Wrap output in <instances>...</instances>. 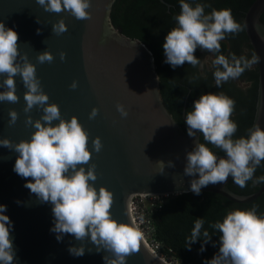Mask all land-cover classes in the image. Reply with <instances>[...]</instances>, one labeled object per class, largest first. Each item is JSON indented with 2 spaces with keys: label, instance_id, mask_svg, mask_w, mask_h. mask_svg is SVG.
<instances>
[{
  "label": "water",
  "instance_id": "obj_1",
  "mask_svg": "<svg viewBox=\"0 0 264 264\" xmlns=\"http://www.w3.org/2000/svg\"><path fill=\"white\" fill-rule=\"evenodd\" d=\"M116 0H91L90 17L77 19L68 11L50 12L37 0H0V22L18 33L15 64L23 68L32 64L42 92L49 97L45 105H34L25 111L28 92L22 76L13 77L16 102L0 101V204L12 222L10 237L16 251L13 264H109L115 259L104 245L91 241L90 236L77 240L72 234L51 231L55 224L50 202H41L24 185L31 180L14 172L18 157L15 145L30 141L36 131L34 124L43 121L44 107L57 104L61 118L77 117L89 134L92 151L86 170L94 165L97 191L104 187L113 193L110 213L118 223L133 226L129 200L134 194L179 195L190 193L196 175L185 174L187 154L193 151L201 133L188 135L175 121L163 103L159 77L150 48L137 39L125 36L113 26L111 12ZM161 3L170 7L165 0ZM264 0H255L245 13L244 27L255 55L258 72V97L253 125L264 128ZM60 20L67 30L53 31ZM49 52L54 59L40 63L38 57ZM61 53L66 56L62 60ZM0 74V92L8 91ZM77 87H71L73 82ZM122 104L126 117L117 110ZM93 108L95 118H89ZM17 119L11 122L10 113ZM29 120L31 123H29ZM52 122V126L59 123ZM99 137L102 149L95 152L92 140ZM225 157V155H217ZM263 162V161H262ZM163 164L161 169L160 165ZM79 167V166H78ZM231 176L222 184H209L201 192L219 194L237 205H247L264 194V185L249 195L230 189ZM136 231V229L134 228ZM138 251L131 253L126 264H165L145 247L140 239ZM83 247L82 256H74L69 248Z\"/></svg>",
  "mask_w": 264,
  "mask_h": 264
},
{
  "label": "clouds",
  "instance_id": "obj_2",
  "mask_svg": "<svg viewBox=\"0 0 264 264\" xmlns=\"http://www.w3.org/2000/svg\"><path fill=\"white\" fill-rule=\"evenodd\" d=\"M180 13L174 17L177 26L165 37L163 50L165 63L173 69L188 62L192 66L200 64L194 55L197 47L209 52L219 53L221 41L226 34L238 33L241 25L234 20L230 9H212L208 14L200 3L192 6L186 0H179ZM45 6L46 11H68L77 19H87L91 0H37ZM67 30L66 24L60 20L54 25L53 31L61 34ZM18 33L13 28H6L0 22V74L7 73L4 81L8 91L0 92V101L16 102L15 82L13 77L19 74L28 88L25 95L29 111L34 105H45L49 97L45 95L36 78V69L32 64H26L22 69L15 64L17 57ZM66 54L61 53L63 60ZM53 55L45 52L38 57L40 63L51 62ZM259 62V57L253 55L249 60L244 57L231 59L217 55L212 61L215 68L213 76L215 84L220 87L229 79H236L241 74ZM159 80V77H157ZM71 87L75 89L77 82ZM235 101L224 93L204 94L195 100L191 111L185 117L188 135L194 136L198 131L204 141L225 153L218 157L206 143L198 142L193 151L187 154L185 174L196 175L191 181L190 190L200 195L203 187L209 184H222L231 176L233 182L241 188L253 180L256 168L264 161V128L259 124L248 130L245 137L233 138L237 131V123L231 119ZM43 121H36L30 141L15 145L19 154L14 172L22 178H29L24 185L35 194L41 202H50L55 217L51 231L61 234H72L77 240L90 236L92 242L102 244L112 252L115 259L109 264H126L127 257L138 251L140 233L132 226L118 223L112 218L110 208L113 205V193L104 187L98 191L90 181H96L95 166L87 168L92 151L89 149V134L73 116L70 120L61 118L57 104L44 107ZM117 110L126 117L128 112L122 104ZM98 109L93 108L90 119L95 118ZM11 122L15 123L17 114L10 113ZM60 122L52 126V122ZM29 123L31 121L29 120ZM0 145L11 146L7 139L0 140ZM92 147L99 152L103 145L99 137L92 140ZM79 166V167H78ZM161 169L163 164L160 165ZM256 183L264 182V176L256 178ZM6 205L0 204V264H13L16 251L10 237L12 222L6 212ZM203 219H196L190 236L186 240L188 250L201 235ZM220 233L219 252L205 264H264V215H258L255 208L236 209L229 211L222 222L210 225ZM205 242L209 232L203 231ZM205 249L203 245L200 252ZM74 256L84 255V248H69Z\"/></svg>",
  "mask_w": 264,
  "mask_h": 264
},
{
  "label": "trees",
  "instance_id": "obj_3",
  "mask_svg": "<svg viewBox=\"0 0 264 264\" xmlns=\"http://www.w3.org/2000/svg\"><path fill=\"white\" fill-rule=\"evenodd\" d=\"M170 4L167 7L159 0H116L112 12L111 21L115 28L120 29L122 33L131 38L145 43L153 53L157 73L160 78V92L166 108L169 110L176 122L187 131V126L183 120L184 105L187 96V109L191 111L195 100L204 94L224 93L235 101V108L231 119L237 123V131L234 139L245 137L248 130L252 128L258 97V72L257 64L252 65L250 69L245 70L237 79L248 84L247 88L242 89L235 84L234 79H229L220 87L215 84L213 71L201 73L199 64L192 67V70L178 71L173 69L170 64L165 63L163 43L170 30L177 26L174 17L181 11L179 0H165ZM199 1V0H198ZM255 0H222L216 4L214 9H230L232 16L237 21L242 30L232 34L238 38V43L244 39L249 42L245 32L244 17L245 13ZM194 5L197 0H186ZM212 11V10H211ZM210 11V12H211ZM209 12V13H210ZM264 22V14L262 16ZM241 35L243 38H241ZM239 47V46H238ZM249 47L253 57L254 52L249 42ZM229 52L226 41H221L219 53L212 52L216 58L217 55L226 56ZM237 58L243 57L240 49L233 53ZM248 59L250 60V58ZM200 61V58H198ZM201 143L204 141L201 134ZM207 146L216 155H225V153L211 144ZM264 176V161L256 168L253 180H249L243 188L233 182L230 183V189L239 195H249L259 190L264 182H254L256 178ZM264 203V194L250 206ZM249 206V205H248ZM248 206L237 205L225 197L201 192L195 195L193 192L173 195L166 198L159 206L155 215V221L158 231V237L167 248L173 250V254L187 264H205L210 261L219 252L220 233L210 227L211 224L223 220L229 211L234 207L238 209ZM196 219H203L204 225L201 235L197 241L191 244V250H188L186 240L190 236ZM209 232V239L205 242L203 231ZM203 245L204 251L200 252Z\"/></svg>",
  "mask_w": 264,
  "mask_h": 264
},
{
  "label": "built area",
  "instance_id": "obj_4",
  "mask_svg": "<svg viewBox=\"0 0 264 264\" xmlns=\"http://www.w3.org/2000/svg\"><path fill=\"white\" fill-rule=\"evenodd\" d=\"M173 195L134 194L129 200V214L131 222L145 247L156 258L165 264H187L173 254L171 248L160 241L155 221V215L160 204Z\"/></svg>",
  "mask_w": 264,
  "mask_h": 264
},
{
  "label": "rangeland",
  "instance_id": "obj_5",
  "mask_svg": "<svg viewBox=\"0 0 264 264\" xmlns=\"http://www.w3.org/2000/svg\"><path fill=\"white\" fill-rule=\"evenodd\" d=\"M221 2H222V0H201V1L196 2V3H200L203 5L209 6V7H205V13L208 14L216 6V4H220ZM196 3H194L193 6H195ZM241 38H243L242 35H241ZM224 41L227 42L229 53H231L232 55H234L233 53L237 50V48L240 49L242 56L246 59H248V57L252 54V51L249 47V42L245 39L242 42L238 43V38H236L232 34H226V38L224 39ZM194 55L197 57V59L200 58L199 71L201 73H205V72L212 70V68L214 67L212 65V61L215 59L212 52H209L208 50L197 47ZM255 64H253V66H255ZM192 67L193 66L191 64H189L188 62H185L184 65L178 66L177 69H178V71L183 72V71L189 70V69L192 70ZM234 82L236 85H238L242 89H245L248 86L247 83L240 81L237 78L234 79ZM236 209H238V208H236V207L233 208V210H236Z\"/></svg>",
  "mask_w": 264,
  "mask_h": 264
},
{
  "label": "flooded vegetation",
  "instance_id": "obj_6",
  "mask_svg": "<svg viewBox=\"0 0 264 264\" xmlns=\"http://www.w3.org/2000/svg\"><path fill=\"white\" fill-rule=\"evenodd\" d=\"M199 1H201V0H199ZM198 0H197V2H199ZM196 3V2H195ZM170 8H171V6H170ZM233 55L231 54V53H227V55L225 56L226 58H229V59H231V57H232ZM213 70H215V68L213 67L212 68V70L211 71H213ZM258 200V199H257ZM251 204V203H250ZM250 204H247L246 206H248L247 208H243V209H252V208H255L256 210H257V214L258 215H264V203H261V204H256V205H253V206H250ZM245 206V205H244Z\"/></svg>",
  "mask_w": 264,
  "mask_h": 264
}]
</instances>
